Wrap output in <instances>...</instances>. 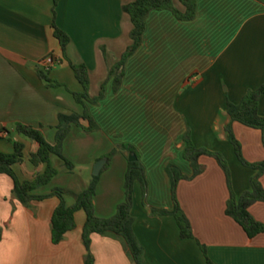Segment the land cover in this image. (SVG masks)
Here are the masks:
<instances>
[{"label":"crops","instance_id":"1","mask_svg":"<svg viewBox=\"0 0 264 264\" xmlns=\"http://www.w3.org/2000/svg\"><path fill=\"white\" fill-rule=\"evenodd\" d=\"M132 1L58 0L55 5V0H0V151L13 153L14 143L23 142L24 161L15 167L19 177L33 179L44 171L45 165L30 161L39 144L18 134L16 125L41 129L55 143L59 113L83 111L72 93L83 87L71 63L86 64L92 97L107 82L105 99L89 104L102 129L86 133L74 126L63 149L74 169L53 155L59 173L37 193L65 188L73 192L66 196L72 205L74 193L91 183L98 160L128 142L141 151L149 183L148 205H142L143 189L136 183L133 207L144 264H209L199 241L215 264H264V233L251 239L227 215L230 190L225 172L212 157H201L204 172L182 180L178 188L196 239L181 237L174 215L153 212L174 208L169 164L193 174L184 154L189 127L198 147L226 156L234 192L240 196L250 189L256 171L240 162L228 139L227 105L238 104L248 91L264 85V0H198L191 21H182L169 10L151 12L144 42L129 58L123 86L115 93L108 77L131 45L133 23L123 5ZM55 25L71 38L66 50L55 35ZM48 56L56 61L45 68L42 62ZM40 69H49V77L62 85L49 86ZM259 111L264 115V95ZM233 129L245 158L264 162L262 132L239 122ZM124 155L119 152L102 169L95 197L101 217L113 216L125 198ZM59 203L58 197H51L24 204L14 193V180L0 175V264H85L84 210L76 213V227L62 242L52 241V217ZM250 210L264 223V202ZM91 252L94 264H135L123 243L108 236L93 235Z\"/></svg>","mask_w":264,"mask_h":264},{"label":"trees","instance_id":"2","mask_svg":"<svg viewBox=\"0 0 264 264\" xmlns=\"http://www.w3.org/2000/svg\"><path fill=\"white\" fill-rule=\"evenodd\" d=\"M179 3L181 6H179ZM58 0H55V5ZM198 0H133L123 5V11L127 13L132 20L133 28L130 32L131 45L123 54L121 59L110 69L108 80L113 79V91L118 92L124 83L126 74V65L144 42V36L147 29V20L151 12L155 10H169L182 21L194 20L197 15ZM55 35L59 39L63 50H66L71 38L64 30L55 25ZM71 66L79 82L82 84V91H73L76 102L83 107L82 112L59 113L57 123V133L55 143H50L41 129L35 128L24 123H17L16 132L24 135L39 144L37 152L30 154V161L35 166L45 165V169L39 172L33 179L22 180L15 167L24 161L23 142L14 143L15 151L13 153H4L0 151V175H9L14 180V193L18 199L24 203H30L34 200H45L51 197L60 199L52 217V241L55 244L62 242L66 235L75 229V215L78 211L84 210L87 219L83 228L82 239L87 249L85 264H94L95 258L91 252L93 235L99 234L120 240L130 259L135 264L145 263V250L135 234L133 225L135 216L133 215L134 193L136 183H140L143 189L145 203L148 205L149 183L145 166L140 158L138 149L129 143L123 145L126 156L134 154L136 160H128V170L125 177V198L117 206L116 213L110 217H101L96 212L95 197L101 172L94 175L87 189L74 193L75 203L69 205L66 196L71 192L65 188L57 187L49 193H37L39 189L48 185L59 173V169L54 165L52 156L60 157L64 166L70 171L74 169L73 163L64 156V143L74 126L83 128L86 133L100 131L102 128L89 111V104H100L107 95L105 82L100 93L96 97L89 94L91 78L86 64H73ZM39 75L48 82L49 86L57 87L62 84L59 81L49 77V69H40ZM107 80V81H108ZM264 95V85L255 90L248 91L242 100L238 103L228 102L227 111L231 117L226 130L228 139L235 149V153L240 162L256 171L250 178V189L238 196L233 190L232 171L225 155L220 151H213L205 147H198L192 137L191 130L185 134V158L189 160L193 167V174L186 175L175 164L167 166V172L172 181V195L174 208L172 210L153 208L157 214H171L177 219L180 228V235L183 239L195 238L191 220L183 210L179 197L178 188L182 180H192L204 172V166L201 163V157L208 156L217 160L225 172L227 184L230 190V198L227 201L226 213L234 219L247 233L249 238H254L264 233V223L257 220L251 213V207L257 203L264 202V162H250L243 153V145L237 138L233 124L242 123L245 126L260 130L262 132V141L264 145V115L259 111L261 97ZM115 152L112 151L111 154ZM107 163L104 169H107L111 163L110 155H105ZM73 194V192H71ZM202 251L209 264H215L209 257L208 248L199 241Z\"/></svg>","mask_w":264,"mask_h":264},{"label":"rangeland","instance_id":"3","mask_svg":"<svg viewBox=\"0 0 264 264\" xmlns=\"http://www.w3.org/2000/svg\"><path fill=\"white\" fill-rule=\"evenodd\" d=\"M102 86H103V84H102ZM102 86L100 87V91H101V89H102ZM106 89H107V85H106ZM100 91H99V93H100ZM91 113V112H90ZM189 129L191 130V133H192V136H193V130L189 127ZM195 131V130H194ZM195 134H196V132H195ZM199 136H201V133H199L198 134ZM118 139V138H117ZM120 142V141H119ZM126 143H128V142H124V143H120V145H117L116 147H114V149H113V151L115 150V152L113 153V154H111L112 153V151L109 153V154H107V155H110V158H111V162H112V160L118 155V153L119 152H121L123 155L125 154L126 155V151L124 150V148H123V145L124 144H126ZM138 151H139V155H140V158H141V160H142V154H141V151L138 149ZM124 155V156H125ZM65 156V155H64ZM103 157H105V156H103ZM226 157V156H225ZM65 158H67L66 156H65ZM126 158H127V160H130V156H126ZM68 160H70L69 158H67ZM227 159V158H226ZM228 160V159H227ZM71 161V160H70ZM101 161H106V159H104V158H101L100 160H98V162H101ZM97 162V163H98ZM96 163V164H97ZM228 163H229V161H228ZM95 164V165H96ZM111 164V163H110ZM110 166V165H109ZM66 167V166H65ZM67 168V167H66ZM231 168V167H230ZM68 169V168H67ZM95 169V168H94ZM93 173H94V171H93ZM101 177H102V174H101ZM101 177H100V179H99V182H100V180H101ZM98 185H99V183H98ZM69 194H71V192L69 193ZM142 205H144V206H146L147 204L145 203V200H144V196H143V199H142Z\"/></svg>","mask_w":264,"mask_h":264},{"label":"water","instance_id":"4","mask_svg":"<svg viewBox=\"0 0 264 264\" xmlns=\"http://www.w3.org/2000/svg\"><path fill=\"white\" fill-rule=\"evenodd\" d=\"M137 159V156L134 155V154H131L130 155V160L133 161V160H136ZM106 161H101V162H98L96 165H95V169H94V174L95 175H99L101 172H102V169L105 165Z\"/></svg>","mask_w":264,"mask_h":264},{"label":"built area","instance_id":"5","mask_svg":"<svg viewBox=\"0 0 264 264\" xmlns=\"http://www.w3.org/2000/svg\"><path fill=\"white\" fill-rule=\"evenodd\" d=\"M55 58L53 56H48L45 58L42 62V64L45 66V68H49L51 65L55 63Z\"/></svg>","mask_w":264,"mask_h":264}]
</instances>
